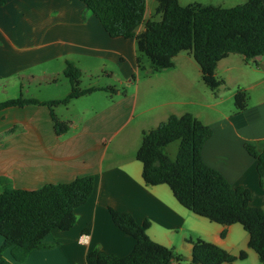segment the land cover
Segmentation results:
<instances>
[{
    "label": "crops",
    "instance_id": "obj_1",
    "mask_svg": "<svg viewBox=\"0 0 264 264\" xmlns=\"http://www.w3.org/2000/svg\"><path fill=\"white\" fill-rule=\"evenodd\" d=\"M137 57L135 38L111 37L82 0H6L0 4V102L20 96L41 102L61 99L48 98L41 87L47 82L57 84L67 62L82 72L112 65L117 72L127 71L124 80L138 82ZM187 57L193 65L194 58L189 54ZM230 57L221 60L217 67H223L227 75H218L225 81L233 80L237 66L241 76H246L244 90L249 92L250 102L244 111L222 110L219 106L224 97H217L198 103L183 101L184 105L197 104L200 110L170 114L158 109L173 101H163L141 107L138 117L158 125L171 114L193 113L213 128L202 151L205 163L221 172L232 185L248 188L252 205L264 208L257 160L245 147L250 143L259 151L264 148V55L253 60L256 65L246 63L240 55L235 66ZM174 63L172 68H176ZM24 80H28L29 96L25 94ZM175 80L187 92L191 90L184 74ZM93 88L96 90L89 94L107 92L106 87ZM2 92L9 95L2 96ZM113 94L117 97L104 95L99 107L92 104L93 111L97 110L92 116L79 117L74 113L65 120L55 110L61 120L70 123L69 131L63 135L57 134L47 105L0 109V178L9 187L34 190L46 184L71 182L80 176L94 177V191L76 209V222L70 230H52L43 240L44 247L32 251L25 261H16L8 251L6 258L13 264H88L87 255L93 250L127 256L136 241L114 223L110 213L113 208L130 213L139 223L148 220L147 232L154 241L184 253L188 259L192 257L190 240L201 238L233 255L245 250L250 264H264L249 247V233L241 224L213 222L183 206L169 185L145 183L143 164L136 157L141 145L138 134L145 128L139 131L135 125L116 141L132 124L139 90L135 95L129 91L122 95L118 90ZM83 96L71 100L70 107ZM82 107L92 110L89 104ZM3 243L0 235V248Z\"/></svg>",
    "mask_w": 264,
    "mask_h": 264
},
{
    "label": "trees",
    "instance_id": "obj_2",
    "mask_svg": "<svg viewBox=\"0 0 264 264\" xmlns=\"http://www.w3.org/2000/svg\"><path fill=\"white\" fill-rule=\"evenodd\" d=\"M82 1L102 21L111 37L135 38L138 66L144 70L143 59L147 58L151 73L174 67V58L186 51L200 66L204 83L217 91L225 83L216 75L221 60L239 54L249 63L264 55V0H247L233 7L198 2L181 5L179 0H157L158 19H146L147 0ZM5 2L0 0V4ZM64 75L71 82V92L64 99L41 102L20 96L0 102V109L47 105L57 134H65L70 123L57 116L55 107L67 105L96 89L81 88L82 71L72 62H67ZM234 99L236 112H242L248 107L249 93L238 90ZM212 135L213 128L191 112L172 114L156 127L144 130L136 154L143 164L144 181L147 185H169L183 206L213 222L241 224L249 233V247L264 263V208L252 205L248 188L232 185L221 172L205 163L202 151ZM177 140L180 146L173 159L165 148ZM245 147L257 160L264 188V148L259 151L250 143ZM93 191L92 175L67 183L46 184L34 190L9 187L7 181L0 178V235L4 238L0 264H13L5 257L7 251L13 259L22 262L32 251L44 247L43 240L52 230H70L76 222V209L88 201ZM110 213L114 223L135 239L134 249L123 257L93 250L87 255L88 264H233L248 257L245 250L233 255L197 238L190 240L191 262L183 263L184 257L174 248L148 235V220L139 223L130 213L113 208Z\"/></svg>",
    "mask_w": 264,
    "mask_h": 264
},
{
    "label": "rangeland",
    "instance_id": "obj_3",
    "mask_svg": "<svg viewBox=\"0 0 264 264\" xmlns=\"http://www.w3.org/2000/svg\"><path fill=\"white\" fill-rule=\"evenodd\" d=\"M247 0H179L181 5H188L190 3H202V4H214V5H222L224 7H233L238 4H243ZM156 8H157V0H147V7H146V19L148 18H154L158 19L159 16L156 15ZM188 52L183 51L179 53V57L174 58V62H176V68L172 69H163L161 72L151 73L150 72V61L147 58L143 59V65L145 69H140V75L138 76L139 81L137 82L136 79H132L131 81L128 79L124 80L123 76H125V73L127 71L123 70H117L113 68L112 65L107 66V68H104V66H97L96 68H93V72H82L81 77V88H88V87H114L116 90L122 92L123 94H126V92L129 91V93L135 95L137 91L139 90V100H138V107L136 110V115L132 121L131 125H128L120 134V136L117 138L116 141H118L121 137H123L129 130L134 129L135 125L138 126V130L140 131L143 127L145 130H150L157 126V124H153L154 121H151L150 119L144 118V117H138V112L141 109V107H147L152 105H157L160 102L163 101H173V103L165 106L160 107L158 110L166 109V112L168 114L170 113H181L183 111H199V107L197 104H187L184 105L183 101H195V102H205V101H211L217 99V97H224L225 100L219 107L226 111H236L235 107V94L238 90H244V84L246 83V76H241L240 72L237 69V58L240 56L239 54H231V59L235 60L233 63L236 66V69L233 71L232 78L233 80H227L225 83L218 88L217 91H212L202 80L201 70L200 66H198V63H194L195 61L193 59V65L190 64V61L187 59ZM242 56V55H241ZM253 65H256V62L251 61L249 62ZM233 65V64H232ZM113 72H116L115 76H113ZM184 76L189 79L191 84V90L187 92V89L181 88L182 84H177L175 77L176 76ZM225 76L227 75V72L223 69V67H220L219 69H216V75L219 78V75ZM113 77H110V76ZM120 79H123L121 81ZM224 79V78H223ZM225 80V79H224ZM25 83V94L29 96V87H28V80H24ZM71 89V82L70 80L65 77L64 74L61 75L60 80L57 82V84L54 85L53 82L48 83L47 86L43 85L41 87V92L45 93V95L49 97H60L61 99H64L69 93ZM35 93H38L35 91ZM249 93V92H248ZM31 94H33L31 92ZM9 95L8 92H2V96ZM104 95L108 96L109 98L117 97V95H114L111 91H100L95 94H86V96L81 97L73 107H70L71 105L67 104H60L57 107H55V110L57 114L63 119H67L71 117V114H78L77 116L83 117L84 115L92 116L95 114V111H93L94 107H99L103 103ZM27 96V97H28ZM1 97V96H0ZM16 97L18 95L16 94ZM92 97V99H91ZM228 98V99H227ZM250 99V94H249ZM205 100V101H204ZM250 102V100H248ZM90 105L92 107V110L83 109V105ZM70 108V109H69ZM205 110V108H204ZM209 111V110H207ZM211 116H214L215 114L210 113ZM172 115V114H171ZM181 115V114H176ZM77 116H74V118H77ZM161 117H164L161 115ZM205 117V116H204ZM207 117V116H206ZM165 119V118H163ZM168 119V118H167ZM165 119V120H167ZM160 124V123H159ZM142 131V130H141ZM144 131V130H143ZM142 131V132H143ZM142 132H138L139 136V142L142 143ZM67 133V132H66ZM111 134V133H110ZM180 146V141H174L170 143L166 148V153L171 156L173 159L176 158L178 150ZM184 257L183 263H190L191 259H188L184 253L181 254ZM6 257V256H5ZM238 264H250L251 259H239ZM258 264H262L258 262Z\"/></svg>",
    "mask_w": 264,
    "mask_h": 264
},
{
    "label": "built area",
    "instance_id": "obj_4",
    "mask_svg": "<svg viewBox=\"0 0 264 264\" xmlns=\"http://www.w3.org/2000/svg\"><path fill=\"white\" fill-rule=\"evenodd\" d=\"M177 264V263H176Z\"/></svg>",
    "mask_w": 264,
    "mask_h": 264
}]
</instances>
